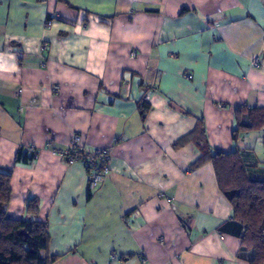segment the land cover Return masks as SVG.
Returning a JSON list of instances; mask_svg holds the SVG:
<instances>
[{
  "label": "crops",
  "instance_id": "0c3cea01",
  "mask_svg": "<svg viewBox=\"0 0 264 264\" xmlns=\"http://www.w3.org/2000/svg\"><path fill=\"white\" fill-rule=\"evenodd\" d=\"M240 107H264V0H0L8 214L30 219L38 200L52 264H250L212 164L194 168L201 152L180 144L202 122L213 151L264 176V129L232 138ZM73 136L111 150L95 191L54 154Z\"/></svg>",
  "mask_w": 264,
  "mask_h": 264
},
{
  "label": "trees",
  "instance_id": "16d2710c",
  "mask_svg": "<svg viewBox=\"0 0 264 264\" xmlns=\"http://www.w3.org/2000/svg\"><path fill=\"white\" fill-rule=\"evenodd\" d=\"M141 116L150 110L148 103L141 106ZM236 129L234 143L241 136L264 129V107L234 110ZM193 143L201 152L194 168L212 164L217 183L223 196L233 208L232 220L241 228L240 253L252 252L250 264H264V176L255 175L257 166L247 165L239 150L233 153L213 151L206 138V129L199 123L190 135L180 140L181 145ZM35 154L25 150L18 153V162L35 159ZM12 173L0 170V264H52L55 259L44 256L50 239L46 224L36 216L40 205L37 199L28 202L27 220H14L8 214L12 199Z\"/></svg>",
  "mask_w": 264,
  "mask_h": 264
},
{
  "label": "built area",
  "instance_id": "2783aa9c",
  "mask_svg": "<svg viewBox=\"0 0 264 264\" xmlns=\"http://www.w3.org/2000/svg\"><path fill=\"white\" fill-rule=\"evenodd\" d=\"M48 50V44H42L40 47V57L45 59ZM18 62H21L24 59V54L21 50L16 53ZM42 67L46 68L45 62H42ZM259 59H256L252 67H259ZM58 87H54V92L57 94L59 92ZM150 99L147 98V101ZM50 146V144H47ZM69 147L62 151H54V154L58 155V157L64 159L69 165H75L76 163L81 164L83 168H85L88 173L89 180V189L91 191H95L99 188V186L105 183L108 180V176L111 171L110 161L112 158L111 150H97L93 152L84 151L83 148L79 145V138L77 136H73ZM30 152V154L37 155V150L34 147H30L26 150ZM163 195H160L162 197ZM168 200V199H166ZM171 200L169 199L168 202Z\"/></svg>",
  "mask_w": 264,
  "mask_h": 264
}]
</instances>
